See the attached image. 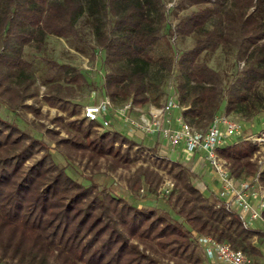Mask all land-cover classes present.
Listing matches in <instances>:
<instances>
[{
  "label": "trees",
  "instance_id": "16d2710c",
  "mask_svg": "<svg viewBox=\"0 0 264 264\" xmlns=\"http://www.w3.org/2000/svg\"><path fill=\"white\" fill-rule=\"evenodd\" d=\"M186 1L199 8L174 29L168 26L165 36L169 11L164 0H0V108L4 104L39 115L38 108L27 104L39 97L40 89L24 48L31 45L41 52L50 35L85 42L79 27L84 18L96 46L105 51L104 92L115 106H158L175 78L184 120L199 131H206L222 111L224 96V113L254 117L264 109V0ZM108 21L112 28L106 27ZM192 35L198 38L187 51L158 58L151 53L163 38L171 50L173 38ZM220 46L234 48L238 61L245 63L227 88L221 74L200 61L204 52ZM43 60L64 73V83L50 79L43 99L66 114L52 122L67 137L48 128L46 135L66 158L85 159L87 167L97 168L101 159L113 171L128 167L136 141L110 128L99 131L98 123L81 117L74 99L88 84L85 75L68 63ZM153 66L165 73L162 87L152 79ZM160 87L161 94L154 97ZM257 151L256 144L244 140L218 153L231 175L242 180L258 176L264 184V169L254 159ZM156 155L157 168L174 182L162 195L176 217L165 208L135 205L94 181L85 185L55 161L44 140L0 115V263L166 264L162 261L168 259L167 264H204L198 235L227 242L252 259L260 254L254 239L264 238L261 231L245 228L237 212L205 196L190 167ZM164 181L158 171L140 166L129 187L156 194Z\"/></svg>",
  "mask_w": 264,
  "mask_h": 264
},
{
  "label": "rangeland",
  "instance_id": "374dc122",
  "mask_svg": "<svg viewBox=\"0 0 264 264\" xmlns=\"http://www.w3.org/2000/svg\"><path fill=\"white\" fill-rule=\"evenodd\" d=\"M166 9L169 11L167 15V24L163 29V34L168 32V26H172L174 29L182 17L188 16L192 11H195L199 6L191 5L186 0H164ZM79 27L85 42H79L73 39H63L53 35L46 38V43L41 52L37 51L34 46L27 45L24 48V58L30 61L33 65V71L36 78V86L40 89V95L36 100H29L27 104H32L35 108L40 110L39 115L35 113L28 112L25 109L11 110L6 105L2 104L0 108V115L10 121H15L21 129L25 130L32 136L44 140L50 147V152L52 153L55 161L62 166L67 167V171L80 182L85 185H90L92 181L98 183L99 185L105 187L108 191L113 193L118 197H122L130 201L131 203L138 205L140 207L147 208H165L169 210L172 216L176 217V213L172 209V206L168 202V198L164 197L161 193L162 187L165 182L172 180L165 170L157 168V164L153 155L157 154L159 157H163L159 153V150L165 147V141L162 138L159 139L155 136L154 139L148 136L142 135H128V128L123 124L121 120H117L112 115L109 119L112 120L111 130H115L121 133L123 136L130 137L132 140L136 141L137 146L131 149V159L132 162L128 167H121L113 171L109 168L108 163L104 160H100V164L97 168L93 169L86 166V160H70L66 158L60 148L56 143L51 140L45 132V129H55L60 131L61 137H67L66 132L56 126L52 120L58 116L66 117V114L59 111L57 108L49 106L43 99V95L46 91V86L48 85L50 79L64 83V73L52 69L45 61L43 57L50 58L59 63H68L74 67H77L87 78L88 84L84 86L77 92V96L74 99L76 103L80 105L81 117H83V107L90 104L91 102L97 101L101 96L105 95L104 92V80L106 78L107 67L105 65V51L102 48H98L95 44V35L92 27L88 21L84 18L81 19ZM107 28H112L111 21L106 24ZM196 35H192L187 38H178L177 40L173 38V49L169 50L164 44L163 39H161L160 45L156 46L151 53L155 58H158L165 54H180L184 51L191 49L196 40ZM200 61L206 62L210 67L217 70L222 78L224 88H227L234 79L240 75L245 63L243 61H238L236 58V50L232 47L220 46L214 52H204ZM152 79L164 85L166 78L164 79L165 73L159 69L157 66L151 68ZM170 79V78H169ZM175 84L177 79L172 80ZM158 88L154 91L153 96H159L161 94L162 88ZM260 90L264 95V81L260 85ZM164 99H162L163 101ZM226 104V97L222 101L221 110L224 111V106ZM148 107L144 108L147 111ZM132 116L137 117L138 113H131ZM229 116L237 121L241 127V133L238 135L239 141L248 140L257 145L258 151L255 155V160L258 165V169L261 171L264 169V109L257 113L252 118L244 117L241 112H233ZM99 131L104 129L98 128ZM159 141V142H158ZM159 143L156 149L152 150L154 144ZM125 147V146H124ZM171 159H177V154L173 153L169 155ZM143 166L158 171L165 181L161 184L156 194H150L147 188H143L140 191H132L129 187V180L135 174L138 167ZM215 175L209 170L206 173L200 175L201 184L200 188L203 190L205 196H210V192L214 188L212 183V177ZM194 178L195 175H194ZM198 179V180H199ZM196 180V179H195ZM248 182H254L255 179L246 178L243 179ZM261 190H264V184L258 182ZM260 190V189H258ZM257 199V198H256ZM258 200V199H257ZM255 230H263L264 222L259 221L255 225ZM260 251H264V242L259 239L255 242ZM254 255L253 258H256ZM168 259L163 263H168ZM7 264V263H0ZM169 264H173L169 262Z\"/></svg>",
  "mask_w": 264,
  "mask_h": 264
},
{
  "label": "built area",
  "instance_id": "2783aa9c",
  "mask_svg": "<svg viewBox=\"0 0 264 264\" xmlns=\"http://www.w3.org/2000/svg\"><path fill=\"white\" fill-rule=\"evenodd\" d=\"M183 109L176 84L170 80L165 89L164 100L158 106L150 104L147 111L133 106L131 102L121 107L115 106L108 96L103 95L99 100L83 107V117L87 121L98 123L100 129H107L113 123L109 119L112 115L127 126L129 136L162 138L166 142L165 147L161 150L159 143L157 145L163 157L156 155L161 159L186 165L181 159L182 156L200 154L206 167L215 174L221 184L218 191L219 204L229 211L237 212L245 228L255 230L254 225L257 222H264V190H261L263 188L258 184V176L254 182L234 177L231 175L229 163L218 153L223 147L239 141L238 135L241 133L239 123L223 111H219L208 129L199 131L184 120ZM133 112H137L138 116H132ZM262 135L264 137V132ZM173 153L178 157L175 160L168 157ZM173 185L172 180L166 181L161 193L167 194ZM259 231L264 237V229ZM197 241L210 264L215 260L223 264H254L249 255L227 242H218L206 235H198Z\"/></svg>",
  "mask_w": 264,
  "mask_h": 264
},
{
  "label": "crops",
  "instance_id": "0c3cea01",
  "mask_svg": "<svg viewBox=\"0 0 264 264\" xmlns=\"http://www.w3.org/2000/svg\"><path fill=\"white\" fill-rule=\"evenodd\" d=\"M144 109V108H143ZM183 161L185 162V164L190 167L191 171L193 172V174L195 175V184L200 188L201 184H198L197 181H200V175L202 173H206L208 170L209 172H211V170L206 167V165L204 164V162L201 159L200 154H196L195 156H189V155H184L182 156ZM199 179V180H198ZM212 183L214 184V188L212 189V191L210 192V196H207L209 198L215 199L219 202V197H218V191L220 188V182L217 180L216 176L213 175L212 177ZM201 189V188H200ZM202 190V189H201ZM203 192V190H202ZM204 194V193H203ZM205 195V194H204ZM263 242H264V238H262ZM254 242H257V239H254ZM260 254L257 255L256 258H253V262L254 264H264V251H259ZM204 264H210L209 261L206 259V257L204 256ZM213 264H223L219 261H214Z\"/></svg>",
  "mask_w": 264,
  "mask_h": 264
}]
</instances>
